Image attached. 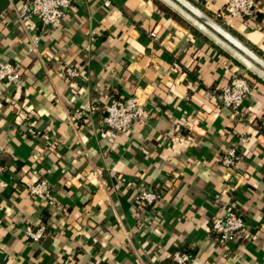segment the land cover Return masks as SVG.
I'll use <instances>...</instances> for the list:
<instances>
[{"label": "crops", "instance_id": "obj_1", "mask_svg": "<svg viewBox=\"0 0 264 264\" xmlns=\"http://www.w3.org/2000/svg\"><path fill=\"white\" fill-rule=\"evenodd\" d=\"M188 1L264 58V0L252 20L217 18L229 0ZM21 2L0 0V63L20 66L0 82V264H264V82L155 0H71L55 27L20 20ZM234 76L250 84L243 118L211 95ZM127 97L146 117L103 128ZM41 180L52 206L28 193ZM230 208L246 227L221 244L210 222ZM44 213V237L27 240Z\"/></svg>", "mask_w": 264, "mask_h": 264}, {"label": "built area", "instance_id": "obj_2", "mask_svg": "<svg viewBox=\"0 0 264 264\" xmlns=\"http://www.w3.org/2000/svg\"><path fill=\"white\" fill-rule=\"evenodd\" d=\"M105 5H109L108 1ZM71 7V0H22L19 9L20 20L35 16L43 26H58L66 11ZM257 13L256 0H229L216 15L220 18H242L252 20ZM153 35V34H152ZM36 42H32L28 52H33ZM69 77H78L75 69H67ZM20 78V66L12 63H0V82L12 83ZM250 92V84L246 77L234 76L230 82L218 90H213L211 95L224 108L232 111L233 115L243 118L241 111L244 98ZM92 110H95L94 108ZM146 117V111L139 104L136 97L112 99L110 105L101 111V125L108 131L118 134L127 133L136 123ZM1 162V155H0ZM226 168H231L235 163L234 151H228L221 159ZM3 167L0 163V175ZM30 196L43 200L47 206L54 204V196L46 180H41L29 186ZM142 200L147 205H154L158 196L155 192H142ZM246 227L242 214L233 208L222 217H214L210 222V233L217 242L224 244L234 237L244 233ZM46 228L39 225L36 228L26 226L24 237L32 242H39L45 235ZM190 256L183 252H174L169 264H188Z\"/></svg>", "mask_w": 264, "mask_h": 264}, {"label": "water", "instance_id": "obj_3", "mask_svg": "<svg viewBox=\"0 0 264 264\" xmlns=\"http://www.w3.org/2000/svg\"><path fill=\"white\" fill-rule=\"evenodd\" d=\"M264 82V58L188 0H158ZM109 102L108 106L110 105Z\"/></svg>", "mask_w": 264, "mask_h": 264}, {"label": "trees", "instance_id": "obj_4", "mask_svg": "<svg viewBox=\"0 0 264 264\" xmlns=\"http://www.w3.org/2000/svg\"><path fill=\"white\" fill-rule=\"evenodd\" d=\"M155 2L157 3V6L164 12H166L167 14H169L171 17H173L176 21L180 22L181 24L189 27L191 30H193L196 33H199L194 27H192L189 23H187L185 20H183L180 16H178L175 12H173L172 10H170L168 7H166L163 3H161L158 0H155ZM257 14V13H256ZM220 18V17H217ZM223 27V26H222ZM225 27V26H224ZM226 29V28H225ZM253 77L257 78L255 75H253ZM259 79V78H257ZM49 218V215L47 213L43 214V217L41 218V225H44L46 228L48 227L47 224V219Z\"/></svg>", "mask_w": 264, "mask_h": 264}]
</instances>
